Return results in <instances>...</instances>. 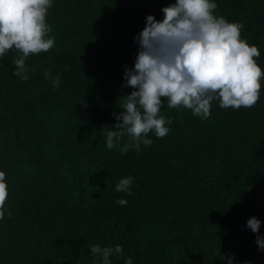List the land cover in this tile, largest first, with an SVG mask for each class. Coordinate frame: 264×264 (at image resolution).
Wrapping results in <instances>:
<instances>
[{"label":"trees","instance_id":"1","mask_svg":"<svg viewBox=\"0 0 264 264\" xmlns=\"http://www.w3.org/2000/svg\"><path fill=\"white\" fill-rule=\"evenodd\" d=\"M175 0H52L45 17L54 37L48 52L30 54L22 80L13 75L22 54L0 57V171L8 198L0 219V264H102L90 247L120 245L110 264H264L249 218L264 237V76L251 108L211 102L203 119L183 106L158 114L137 152L127 136L106 147L123 96L124 66L145 17L162 20ZM213 14L242 24L240 38L260 52L264 72V0H211ZM51 77L59 74V86ZM171 119L172 123L167 124ZM134 177L131 195L115 191ZM119 199L126 205L117 203Z\"/></svg>","mask_w":264,"mask_h":264},{"label":"clouds","instance_id":"2","mask_svg":"<svg viewBox=\"0 0 264 264\" xmlns=\"http://www.w3.org/2000/svg\"><path fill=\"white\" fill-rule=\"evenodd\" d=\"M52 7V0H0V57L15 48L22 55L14 61L13 75L22 80L29 77L25 60L30 54L48 52L54 46V37L45 39L51 27L45 17ZM217 7L211 0H175L161 8L163 18L145 17V26L134 37L138 46L132 68L124 66L123 87L133 89L123 96L119 114L113 113L117 123L113 131L106 133V147L111 150L115 144L127 136L129 144L121 149L126 153L129 147L137 152L140 145L149 146L146 138L154 131L158 138L166 136L165 118L159 116L161 97L167 98L168 107L183 106L192 110L194 116L206 119L210 115L211 102L218 99L221 108H251L260 98V80L264 72L254 57L260 55L255 46H249L240 38L242 24L228 22L217 17L213 10ZM55 87L60 76L51 77L44 73ZM171 119L167 124H171ZM134 177H126L115 186L117 192L131 195L130 185ZM8 185L5 173L0 171V219L5 213ZM120 205L127 201L119 199ZM261 222L251 217L246 227L256 234L258 250L264 251V237L259 235ZM122 247H90V254L99 255L102 264H110V257L119 255ZM125 264H132L126 259ZM227 264H233L228 257Z\"/></svg>","mask_w":264,"mask_h":264}]
</instances>
